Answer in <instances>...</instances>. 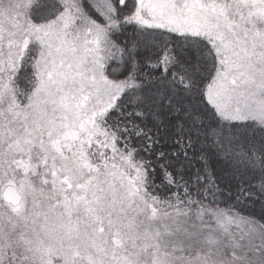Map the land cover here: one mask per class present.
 Instances as JSON below:
<instances>
[{
	"label": "snow or ice",
	"instance_id": "1",
	"mask_svg": "<svg viewBox=\"0 0 264 264\" xmlns=\"http://www.w3.org/2000/svg\"><path fill=\"white\" fill-rule=\"evenodd\" d=\"M0 264H264V0H0Z\"/></svg>",
	"mask_w": 264,
	"mask_h": 264
}]
</instances>
